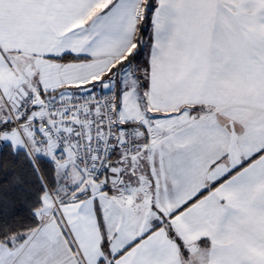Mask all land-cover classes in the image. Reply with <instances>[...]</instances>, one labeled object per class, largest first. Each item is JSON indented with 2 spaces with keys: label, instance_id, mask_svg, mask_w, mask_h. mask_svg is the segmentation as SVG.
I'll list each match as a JSON object with an SVG mask.
<instances>
[{
  "label": "snow or ice",
  "instance_id": "6c2138e0",
  "mask_svg": "<svg viewBox=\"0 0 264 264\" xmlns=\"http://www.w3.org/2000/svg\"><path fill=\"white\" fill-rule=\"evenodd\" d=\"M0 264H264V0H0Z\"/></svg>",
  "mask_w": 264,
  "mask_h": 264
}]
</instances>
